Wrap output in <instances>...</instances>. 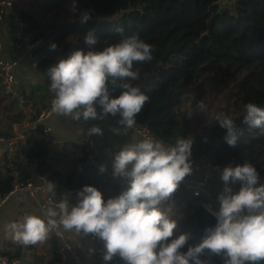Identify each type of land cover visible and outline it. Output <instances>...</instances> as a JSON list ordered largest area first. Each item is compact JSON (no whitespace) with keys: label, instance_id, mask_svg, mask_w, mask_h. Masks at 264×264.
I'll use <instances>...</instances> for the list:
<instances>
[{"label":"trees","instance_id":"trees-1","mask_svg":"<svg viewBox=\"0 0 264 264\" xmlns=\"http://www.w3.org/2000/svg\"><path fill=\"white\" fill-rule=\"evenodd\" d=\"M27 1L26 5L16 4V10L34 38L45 40L33 51L36 72L43 81L38 86H19L20 96L11 95L0 86V138L12 135L13 124L22 125L27 119L35 118L21 108V100L31 112L50 105L47 99L48 93H52L47 71L50 66L73 51L83 50L87 54L119 43L121 36L115 29L122 27L124 35L136 34L155 48L151 62L134 65L140 69V77L131 83L150 98L136 122L169 145L177 138H191L190 158L206 153L217 164L234 167L251 163L259 172L257 186L264 185V131L249 129L243 123L245 105L254 103L264 109V0ZM74 3L75 12L72 11ZM87 10H92V18L81 23V14ZM93 30L97 43L90 47L84 38ZM53 43L57 45L54 51L50 50ZM120 91L117 88L112 97H118ZM199 103L205 108L200 109ZM221 114L232 116L243 130L235 147L223 139L225 132L217 124ZM76 148L80 156L53 153L52 145L39 138L35 131L29 132L22 144L26 159L36 166L37 173L48 174L57 184L54 195L80 191L82 174L78 167L84 166L87 154L84 148ZM85 169L91 171L88 176L105 202L127 189V186L100 180L93 169ZM7 176L4 193L12 190L11 177ZM22 176L29 179L24 169ZM179 188L161 209L177 221L173 238L189 235L182 249L187 251L204 238L192 217L201 197ZM1 254L20 260L22 251L19 246L9 244ZM200 259L205 264L225 262L223 255L208 249ZM56 260L55 254L49 264ZM115 260L123 261L116 255L111 264Z\"/></svg>","mask_w":264,"mask_h":264},{"label":"clouds","instance_id":"clouds-1","mask_svg":"<svg viewBox=\"0 0 264 264\" xmlns=\"http://www.w3.org/2000/svg\"><path fill=\"white\" fill-rule=\"evenodd\" d=\"M76 10L74 3L72 11ZM91 13L92 10L83 12L81 23H87ZM115 32L121 36L119 43L87 54L83 50L73 51L47 71L50 91L54 93V113L84 122L118 116L120 127L112 131L126 135L135 127L137 115L150 99L131 83L140 77V69L134 65L151 62L155 48L136 34L124 35L122 27ZM84 42L90 47L97 43L94 30L89 31ZM56 48V44L50 45V50ZM117 88L121 89L120 94L113 98ZM198 107L204 109L205 105L199 103ZM245 108L243 123L249 129L264 131V109L254 103ZM217 124L225 132L224 141L235 147L243 130L233 117L221 114ZM88 134L103 135V131L93 126ZM192 143L191 138L184 137L177 138L172 145L151 137L126 143L112 158L113 177L123 178L127 184L118 197L105 202L101 191L84 186L77 193L75 205L62 196L43 216L26 215L22 222L5 225V233L24 246L44 241L60 226L66 231L92 234L104 242L106 262L119 255L125 264H205L200 256L208 249L223 255L224 264H260L264 261V185L257 186L259 172L248 162L234 167L229 164L222 170L220 207L212 212L217 223L205 229L202 242L182 251L189 235L173 238L177 221L161 205L191 174ZM100 171L105 172L106 167L102 165ZM238 182L239 191L233 193L230 185ZM47 190L54 195L55 185L48 183Z\"/></svg>","mask_w":264,"mask_h":264},{"label":"crops","instance_id":"crops-1","mask_svg":"<svg viewBox=\"0 0 264 264\" xmlns=\"http://www.w3.org/2000/svg\"><path fill=\"white\" fill-rule=\"evenodd\" d=\"M27 3V0H17L18 6L26 5ZM18 29L19 24L16 18L11 14H7L0 27V45L2 46L1 55L6 59H12L18 56L21 52L17 47L16 42V33ZM15 78V85L17 89L22 85L38 86L43 81L36 72V64L33 53H30L16 67ZM21 102V108L30 115V109L24 106V102L22 100ZM38 102H40V100H38ZM118 120L107 116L103 120L90 119L87 122H84L83 120L74 121L71 117H65L53 113L48 119V122L52 126L53 140L50 143L52 145V151L53 153L60 152L62 154L69 152L70 156H80V152L76 148L80 147L77 144V140L82 137H92L95 141L100 157L106 165L112 168V158L115 152H118L120 148L126 143H135L143 140L138 136L135 127L130 129L126 135L117 134L112 131V129L120 127L117 123ZM93 126L101 128L103 135H89L88 130ZM23 130L24 129L22 126L16 127V131L18 132H23ZM28 133L29 132L26 134ZM23 141L19 144L16 152L12 155L13 160L17 161V165L25 170L29 176V179L37 180V175L39 173L36 171V166L32 165L26 159L25 152L22 150ZM53 147H55V150H53ZM3 148H5V145L0 143V149ZM6 159V154L0 152V202L3 201L2 207L0 209V264L2 258L1 253L4 250V247L9 244L19 246L21 248L22 256L19 260L20 264L23 259L28 261L27 264H49V262L54 258L55 247L59 242L55 235H48L47 239L42 242H38L35 245L24 246L14 241L11 236L6 235L5 233V225L12 222H22V218L26 215L43 216L47 211V208H43L44 200L39 193L33 196L27 192L11 193L10 191L9 193H4L8 177L7 172L4 170V161L6 162ZM78 170L80 174H82L80 190H82L84 186H93L88 176L91 171L86 170L84 166L78 167ZM96 176L100 180H103L97 175V173ZM220 177L221 175H212L209 180V184L203 189L201 196V202L205 203L209 207L216 208V211L219 210L220 207L218 197L224 189V184ZM91 179L93 180L92 177ZM121 179L124 181V183H126L123 178ZM53 184L55 187L57 186L56 183L53 182ZM230 186L232 187L233 193L239 191V183ZM180 189L182 188H179V190ZM68 201L70 205H75L77 203V194H73L71 192ZM58 228L69 237L71 245L75 248L85 263L93 264L100 262L104 257V255L98 250L101 241L98 240L96 236L92 234L82 235L74 233L73 230L66 231L62 226ZM70 263V256L62 260V264ZM120 264H125V262L121 261Z\"/></svg>","mask_w":264,"mask_h":264},{"label":"built area","instance_id":"built-area-1","mask_svg":"<svg viewBox=\"0 0 264 264\" xmlns=\"http://www.w3.org/2000/svg\"><path fill=\"white\" fill-rule=\"evenodd\" d=\"M233 2V0H228ZM17 0H0V27L7 14L14 16L19 24V29L16 33L17 47L20 49V54L12 59H6L2 57V46L0 45V86L9 94L13 96H20L16 88L15 69L16 67L33 51L42 46L45 40L42 37L34 38V36L27 30V25L19 18V13L16 10ZM36 64V63H35ZM54 93H48V102L50 105L41 111L32 110L31 114L35 116L33 120L27 119L22 125L13 124V133L7 138H0V143L9 148V152L6 153L5 171L11 177L12 190L15 192H27L30 195L37 193L43 197V208L55 206L60 202L62 196L69 199L71 192H62L57 195H53L48 192L47 185L52 183V179L48 174H38L37 180L24 179L22 176L23 168L18 166L13 160V154L16 152L18 146L26 138L27 132L35 131L36 135L51 143L52 142V126L48 122L50 116L54 113L52 111V100ZM99 112V111H98ZM17 126L23 127V132L16 131ZM138 136L141 139L153 138L158 140L148 128L141 126L136 122L135 125ZM77 144L84 148L87 154V158L84 163V167L93 169L98 176L107 182L114 184L124 185L126 183L120 177H113V170L106 165L99 155V151L92 137H82L77 140ZM192 165V172L186 176L180 183L183 190L190 191L195 197H201L203 189L209 184V180L212 175H221L222 170L227 166L223 164L214 163L206 153H200L193 158H190ZM106 167L105 172L100 171L101 166ZM0 202V209L2 207ZM74 233H77L73 230ZM82 234V233H81ZM49 235H55L59 240L55 247V254L58 260L54 264H62V260L66 257H71L70 264H87L85 263L75 248L71 245L69 237L63 233L58 227L54 228ZM84 235V234H82ZM99 252L105 255L104 242L101 241L98 248ZM1 264H20L19 260H12L8 256H2ZM93 264H111V261L106 262L104 258L100 262ZM112 264H120V261L115 260Z\"/></svg>","mask_w":264,"mask_h":264},{"label":"water","instance_id":"water-1","mask_svg":"<svg viewBox=\"0 0 264 264\" xmlns=\"http://www.w3.org/2000/svg\"><path fill=\"white\" fill-rule=\"evenodd\" d=\"M53 150H55V147H53ZM0 152L6 154L7 152H9V148L5 147L3 149H0ZM209 209L210 208L205 203L201 202L194 206L192 212V217L194 218L196 229L199 234L203 235L204 237L206 236L205 229L214 227L217 223L215 216L212 215L213 211L211 210L210 212ZM27 263L28 261L26 259H23L21 261V264ZM260 264H264V261H261Z\"/></svg>","mask_w":264,"mask_h":264},{"label":"rangeland","instance_id":"rangeland-1","mask_svg":"<svg viewBox=\"0 0 264 264\" xmlns=\"http://www.w3.org/2000/svg\"><path fill=\"white\" fill-rule=\"evenodd\" d=\"M5 163H6V162L4 161V170H5ZM208 207H209V206H208ZM209 208H210L213 212L216 211V210H215L216 208H212V207H209ZM213 209H214V210H213ZM217 211H218V210H217Z\"/></svg>","mask_w":264,"mask_h":264}]
</instances>
